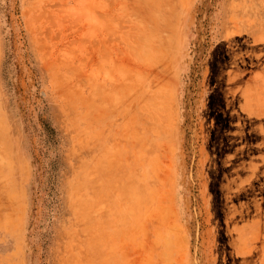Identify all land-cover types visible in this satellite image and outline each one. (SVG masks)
I'll use <instances>...</instances> for the list:
<instances>
[{
	"label": "rangeland",
	"instance_id": "obj_1",
	"mask_svg": "<svg viewBox=\"0 0 264 264\" xmlns=\"http://www.w3.org/2000/svg\"><path fill=\"white\" fill-rule=\"evenodd\" d=\"M0 264H264V0H0Z\"/></svg>",
	"mask_w": 264,
	"mask_h": 264
},
{
	"label": "bare ground",
	"instance_id": "obj_2",
	"mask_svg": "<svg viewBox=\"0 0 264 264\" xmlns=\"http://www.w3.org/2000/svg\"><path fill=\"white\" fill-rule=\"evenodd\" d=\"M182 2V1H181ZM183 5V4H182ZM157 49H159V48H157ZM159 54V53H158ZM122 59V58H121Z\"/></svg>",
	"mask_w": 264,
	"mask_h": 264
}]
</instances>
